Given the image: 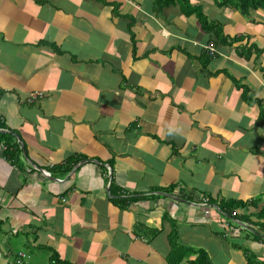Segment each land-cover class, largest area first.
Listing matches in <instances>:
<instances>
[{"label": "crops", "instance_id": "obj_1", "mask_svg": "<svg viewBox=\"0 0 264 264\" xmlns=\"http://www.w3.org/2000/svg\"><path fill=\"white\" fill-rule=\"evenodd\" d=\"M222 2L0 0V264H264V7Z\"/></svg>", "mask_w": 264, "mask_h": 264}, {"label": "trees", "instance_id": "obj_2", "mask_svg": "<svg viewBox=\"0 0 264 264\" xmlns=\"http://www.w3.org/2000/svg\"><path fill=\"white\" fill-rule=\"evenodd\" d=\"M216 1H219V2L223 1L222 4L234 5V7L238 8L244 15H249L251 11H255V10H258L259 8L264 7V0H216ZM0 128L6 129V126L4 124H0ZM0 136L2 137L5 135H0ZM13 145L15 146V151L10 156L17 158V156H18L17 153L22 152L24 150L22 149V146L20 143L16 142ZM69 163L71 165L72 161H69ZM111 164L113 165V162H111ZM209 204L212 207H218L220 212H222L223 214H226L227 217H230L233 219H235V218L239 219V217L241 215V214H239L235 217L233 215L235 212H238V211L240 212L249 206V203L242 202V201L224 202V201H212L211 199H210ZM259 219H261V220L264 219V210H262L259 213ZM239 220L244 222L246 220L248 221L249 219L247 216L242 214V218ZM250 223L252 224V222L248 223L249 224L248 228H252ZM255 226L257 227V229L252 228L251 231L254 232V235H256L258 240L264 241V225L263 224H255ZM204 259L205 258L200 259L199 262H197V264H208L207 261ZM53 260H54L55 264H66V263L62 262L58 256L54 257Z\"/></svg>", "mask_w": 264, "mask_h": 264}, {"label": "built area", "instance_id": "obj_3", "mask_svg": "<svg viewBox=\"0 0 264 264\" xmlns=\"http://www.w3.org/2000/svg\"><path fill=\"white\" fill-rule=\"evenodd\" d=\"M206 50L207 52L211 55V56H216L217 55V49L215 47L214 44H210L206 47ZM42 97L41 94H32L29 96L27 102L28 103H36L37 101L40 100V98ZM48 175V174H46ZM209 203H210V200L209 198H203L202 201L200 202V205L203 207V209L205 210V214L208 215L210 213V208L209 207ZM235 217L237 215H239V212H235L233 214ZM225 227L228 229V228H231V223H229L228 221L225 222ZM30 258L29 256H27L26 254L24 253H19V255H17V264H21L22 261L25 259V258Z\"/></svg>", "mask_w": 264, "mask_h": 264}, {"label": "clouds", "instance_id": "obj_4", "mask_svg": "<svg viewBox=\"0 0 264 264\" xmlns=\"http://www.w3.org/2000/svg\"><path fill=\"white\" fill-rule=\"evenodd\" d=\"M44 174H45L46 177H49V176H50V175H49L48 173H46V172H44ZM46 174H48V175H46ZM50 177H51V176H50ZM204 198H206V197H204ZM209 200H210V199H209ZM208 208H210V209H209V210H210V213H211V209H212V208H216L217 210H219L218 207H212L210 204H209V207H208ZM238 212H239V211H238ZM210 213H209V214H210ZM239 214H240V212H239ZM227 218H228L229 220H230V219H233V218H230V217H227ZM235 219H237V218H235ZM225 220H226V219H225ZM229 220H226V222L229 221ZM229 223H232V222H229ZM240 224H241V225L246 224L247 226H245V228H248V224H247V223L242 222V223H240ZM26 255H27V254H26ZM27 256H29V255H27ZM29 257H30V256H29ZM25 259H30V258L27 257V258H25ZM16 263H17V260H16Z\"/></svg>", "mask_w": 264, "mask_h": 264}, {"label": "water", "instance_id": "obj_5", "mask_svg": "<svg viewBox=\"0 0 264 264\" xmlns=\"http://www.w3.org/2000/svg\"><path fill=\"white\" fill-rule=\"evenodd\" d=\"M11 134H13V132H11Z\"/></svg>", "mask_w": 264, "mask_h": 264}]
</instances>
